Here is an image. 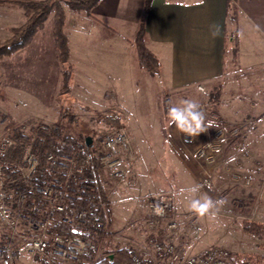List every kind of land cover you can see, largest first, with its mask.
Masks as SVG:
<instances>
[{"label":"rangeland","instance_id":"obj_1","mask_svg":"<svg viewBox=\"0 0 264 264\" xmlns=\"http://www.w3.org/2000/svg\"><path fill=\"white\" fill-rule=\"evenodd\" d=\"M58 2L65 14L70 8L66 0ZM26 22L22 8L0 4V45L12 39V30ZM54 24L52 11L22 49L29 53L25 69L13 68L14 62L7 57L0 59V135L29 134L37 123L58 124L63 136L74 139H96L121 128L130 148L129 153L121 148V170L128 183L120 185L102 174L111 217L104 235L94 242L97 250L90 257L80 261L33 257L17 253L24 246L22 240L15 243L5 236L0 248L6 255L0 264H93L102 259L112 261L120 249L148 256L153 241H172L182 255L221 247L232 254L234 264H264L257 261V257L264 258V233L255 236L243 230L244 221L264 226V87L253 86L251 80L252 85L247 86L246 79H239L238 86L223 87L219 97V82L209 91L199 85L203 91L199 89L190 97L217 127L187 137L168 126L167 109L179 103L167 100L169 96L161 90L157 100L142 102L140 111L125 109L127 106L121 109V96L111 95L107 102H77L58 91L62 65L55 50ZM96 106H102L100 111ZM68 110L70 120L65 117ZM208 176L212 178L209 186L204 184ZM196 184L201 185L196 197L226 200L216 220L190 210L193 194L180 190ZM167 196L172 206L165 216L157 217L146 207L149 200ZM25 228L20 233L27 234Z\"/></svg>","mask_w":264,"mask_h":264},{"label":"crops","instance_id":"obj_2","mask_svg":"<svg viewBox=\"0 0 264 264\" xmlns=\"http://www.w3.org/2000/svg\"><path fill=\"white\" fill-rule=\"evenodd\" d=\"M145 4L100 0L89 12L65 9L72 66L69 98L107 102L111 95L121 96V109L140 111L141 103L157 100L160 90L167 100L180 103L198 94L199 85L209 91L219 82V97L223 87L238 86L239 79H246L247 86L264 87V0H235V15L228 0H204L201 5L196 0H152L146 16ZM143 19L145 45L161 64L157 75L143 70L137 58L135 40ZM213 25L220 29L216 37L211 35ZM26 53L21 50L7 60L14 62L13 68L25 69Z\"/></svg>","mask_w":264,"mask_h":264},{"label":"built area","instance_id":"obj_3","mask_svg":"<svg viewBox=\"0 0 264 264\" xmlns=\"http://www.w3.org/2000/svg\"><path fill=\"white\" fill-rule=\"evenodd\" d=\"M56 125L37 123L30 129L31 133H18L21 140L15 135H0V246L7 236L15 243L24 242L17 253L80 261L93 255L97 246L82 236V212L70 208L78 198L75 189L86 188L87 171L94 161L99 163L103 174L126 185L128 179L121 170V148L127 153L130 148L125 133L117 128L93 138L91 147L84 143L67 149L65 136L54 138ZM40 136L52 140L44 152L37 144ZM211 182L210 176L204 180L207 186ZM37 199L42 200L43 208L37 209ZM171 206L168 196L153 198L146 205L157 217L165 216ZM157 208L163 209V213L157 215ZM63 226L70 235L57 234ZM23 227L27 234L20 233ZM5 255L6 251L0 248V258ZM128 264H234V259L221 247L182 255L172 241H153L150 255L133 253Z\"/></svg>","mask_w":264,"mask_h":264},{"label":"trees","instance_id":"obj_4","mask_svg":"<svg viewBox=\"0 0 264 264\" xmlns=\"http://www.w3.org/2000/svg\"><path fill=\"white\" fill-rule=\"evenodd\" d=\"M100 0H66V3L73 10H80L89 12L94 6L99 3ZM235 0H228V8L236 14V8L231 6V3ZM13 4L22 8L27 17V22L18 29H13V37L5 44L0 45V59L4 57H10L16 52L25 48L30 40L35 36L37 30L46 21L48 15L55 11V24H54V39L55 50L57 53L58 61L62 65V89L61 93L67 95L70 93V86L72 80V66L69 64V46L68 40L64 34L65 26V14L58 0H0V4ZM152 0H146L144 15L146 16L151 9ZM144 19L141 21L137 37L135 40V47L137 51V58L140 67L150 75H157L160 73L161 64L159 60L147 49L145 45V26ZM214 112V111H213ZM215 114V113H214ZM66 118L72 119L70 111L68 110ZM58 130L54 133V138L60 137L63 134V129L60 125H56ZM20 140L19 134L16 135ZM39 137L37 144L41 147V151L44 152L49 145L48 138ZM65 141L68 144L67 149H73L76 145L84 144L85 137H65ZM43 146H41V145ZM86 151L90 152V149ZM18 152V151H17ZM88 182L86 188H76L75 192L78 198L70 204V208L75 211L82 212V236L93 242H96L98 238H101L106 230L108 220L111 217V210L109 207V201L106 197L104 187L101 182L102 169L97 161L88 168ZM37 209L43 208L42 200L37 199L35 204ZM243 230L246 234L261 236L264 233V226L260 223L244 221ZM58 235H70V231L67 227L63 226L57 230ZM132 253L126 249L118 250L112 261L107 259L98 260L93 264H128ZM258 262H264V258L257 257Z\"/></svg>","mask_w":264,"mask_h":264},{"label":"clouds","instance_id":"obj_5","mask_svg":"<svg viewBox=\"0 0 264 264\" xmlns=\"http://www.w3.org/2000/svg\"><path fill=\"white\" fill-rule=\"evenodd\" d=\"M197 5L204 3V0H196ZM181 7H191L187 3H178ZM220 29L218 25L212 26L211 35L218 36ZM238 37L242 36L241 32H237ZM203 91V89H200ZM167 123L169 127H175L187 137H197L199 134L207 132L210 128L217 127L214 120H208L202 106L195 100L184 99L178 105H171L167 109ZM231 162V161H229ZM201 185L196 184L188 189H181V192L187 191L193 194L190 200V210L199 217H208L211 220H216L220 209L226 204L223 198L213 199L208 195L196 197L195 194L199 193ZM163 213V209L157 208L156 214Z\"/></svg>","mask_w":264,"mask_h":264},{"label":"water","instance_id":"obj_6","mask_svg":"<svg viewBox=\"0 0 264 264\" xmlns=\"http://www.w3.org/2000/svg\"><path fill=\"white\" fill-rule=\"evenodd\" d=\"M85 145L87 147H91V145H92V138L91 137H86L85 138Z\"/></svg>","mask_w":264,"mask_h":264}]
</instances>
